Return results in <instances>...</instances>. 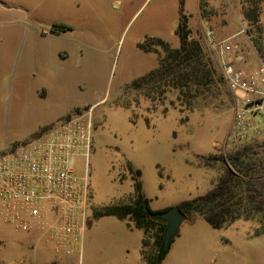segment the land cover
<instances>
[{
	"label": "rangeland",
	"instance_id": "1",
	"mask_svg": "<svg viewBox=\"0 0 264 264\" xmlns=\"http://www.w3.org/2000/svg\"><path fill=\"white\" fill-rule=\"evenodd\" d=\"M250 2L0 0V156L76 112L91 113L93 131L90 156L74 158L90 185L82 251L67 254L40 232L16 229L0 209V264H144V231L115 215L94 214L132 199L127 164L141 170L151 208L161 211L207 194L223 173L219 157L244 144L229 141L234 95L226 82L184 111L177 91L154 98L137 89L134 82L158 65V55L141 44L162 38L178 46L185 13L194 36L204 40L213 30L231 38L239 66L255 69L262 59L247 32ZM260 7L264 28V0ZM206 50L223 77L216 54ZM259 227L241 219L216 228L194 216L160 264H264Z\"/></svg>",
	"mask_w": 264,
	"mask_h": 264
},
{
	"label": "built area",
	"instance_id": "2",
	"mask_svg": "<svg viewBox=\"0 0 264 264\" xmlns=\"http://www.w3.org/2000/svg\"><path fill=\"white\" fill-rule=\"evenodd\" d=\"M204 41L209 51L216 54L224 80L234 95L230 143L263 141V57L252 43L262 62L257 68L246 70L238 64L231 38L220 39L213 30H206ZM37 137L0 156L1 213L16 229L40 232L67 254L74 249L81 252L90 185L88 176L77 172L74 158L90 156L91 113L76 112ZM210 264L220 263L214 259Z\"/></svg>",
	"mask_w": 264,
	"mask_h": 264
},
{
	"label": "trees",
	"instance_id": "3",
	"mask_svg": "<svg viewBox=\"0 0 264 264\" xmlns=\"http://www.w3.org/2000/svg\"><path fill=\"white\" fill-rule=\"evenodd\" d=\"M250 1L244 9L245 18L252 24L247 32L261 54L264 28L260 24L259 16L263 0ZM176 33L179 36L178 46H172L162 38H148L141 44L147 52L158 55V65L137 79L134 85L154 98L156 95L164 98L169 92L177 91L180 110H193L200 99L214 97L220 88V82L225 81L206 50L205 41L193 35L185 13L182 14ZM151 42L158 44L161 50ZM47 129H41L37 135ZM219 160L223 163V173L216 186L207 194L184 201L179 206L188 219L198 215L204 216L216 228L241 219L256 220L260 227L255 233H264V142L244 144L232 152L222 154ZM127 168L134 181L132 199L129 202L97 208L94 214L115 215L144 231V264H158L166 224L154 220L151 216L156 211L151 208L150 199L145 193L140 179L141 170L131 163L127 164Z\"/></svg>",
	"mask_w": 264,
	"mask_h": 264
},
{
	"label": "water",
	"instance_id": "4",
	"mask_svg": "<svg viewBox=\"0 0 264 264\" xmlns=\"http://www.w3.org/2000/svg\"><path fill=\"white\" fill-rule=\"evenodd\" d=\"M151 216L154 220L166 224L163 242L158 256V264H160L170 251L174 239L180 233L181 227L188 219V216L179 205L153 212Z\"/></svg>",
	"mask_w": 264,
	"mask_h": 264
},
{
	"label": "crops",
	"instance_id": "5",
	"mask_svg": "<svg viewBox=\"0 0 264 264\" xmlns=\"http://www.w3.org/2000/svg\"><path fill=\"white\" fill-rule=\"evenodd\" d=\"M141 253H142V248H141ZM142 259H143V256H142Z\"/></svg>",
	"mask_w": 264,
	"mask_h": 264
}]
</instances>
